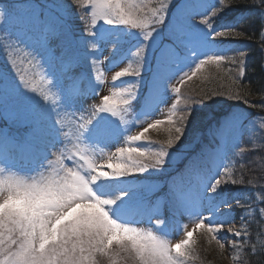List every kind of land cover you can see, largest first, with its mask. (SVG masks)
Segmentation results:
<instances>
[{
  "label": "snow or ice",
  "instance_id": "6c2138e0",
  "mask_svg": "<svg viewBox=\"0 0 264 264\" xmlns=\"http://www.w3.org/2000/svg\"><path fill=\"white\" fill-rule=\"evenodd\" d=\"M83 0H67L71 6L80 4ZM93 3L96 0H92ZM161 2L155 8L154 20L156 24H163L168 19L166 14L173 5ZM196 0L186 5L170 25V37L168 43H161L159 47V64L162 69L167 68L178 57L181 47L191 50L194 43L190 39L186 17L194 13ZM236 0H219L214 8L215 18L225 9L235 6ZM0 32L6 33L0 37V48L7 52L8 72H0V118L10 121L12 124L28 125L30 127L27 150L40 168H44V161H49L45 171L37 172L36 176H20L16 174L5 175L7 169L13 166L11 155L14 138L5 130L0 129V264H184L188 254L185 249L188 240L171 244L165 234L170 228L171 221L162 209L153 208L146 202L142 188L136 185H127L123 191L115 195H105L96 186L102 181H110L117 177H125L126 173L136 171L146 173L151 169L162 170L170 161L175 162L179 155L176 145L182 143V134L185 131V121L192 115L184 112L173 120L171 116L167 121L159 119L148 123L147 127L137 135L131 136V140L140 141L150 129L156 128L162 123L168 125L169 140L166 148L156 156L154 163L144 164L136 157H145L146 153L139 147H121L117 153L109 159L117 158L119 162L108 163L107 167L113 172L101 171L97 173L96 167L88 165V175H81L71 168L63 167V152H54L55 160L48 155V150L55 149L58 143H63L68 138L60 119H53L54 110L42 108L40 110L31 107L20 106L14 102L17 93L21 91V85L29 92H35L30 87V81L26 78L27 71L24 59L32 64L36 57L43 58L53 68V74L58 81L60 95L66 100L72 101L85 95L86 89L81 83V78L73 74V67L78 64V57L72 51L68 32L62 18V0H50L41 3V0H0ZM144 5L122 4L121 0H105L101 5L99 16L107 25H131L133 29L142 28L138 16ZM252 7L264 18V0H253ZM135 13V14H134ZM115 17V19H113ZM201 23L209 26L211 21L202 20ZM241 25V24H240ZM239 25V26H240ZM239 26H229L233 29ZM95 20L91 27L86 26L87 36H93ZM156 32L149 31L143 34L144 41H150ZM217 37L237 35L239 32L217 31ZM264 35V33H262ZM20 45L30 48L31 51H23ZM23 52V57L19 54ZM144 54L137 61H143ZM244 52H240V57ZM217 60L222 57L217 56ZM213 61V56H208V61L200 60L196 64L198 71L201 65ZM234 62V61H233ZM39 63V61H36ZM237 74L243 76L246 71L243 59L239 60ZM22 67L24 70H22ZM196 71L185 73V77L191 80ZM140 76V69L133 71L125 69L116 71L113 81L123 77ZM17 77L19 83H17ZM185 83L184 77L179 81ZM134 85V84H133ZM174 92L180 93V88H174ZM25 93V92H24ZM219 93H205L210 99L212 95ZM136 97L122 100L123 105L129 106ZM236 99L242 96L234 97ZM120 101L113 97L104 96L100 101V107L91 105L77 117L71 112L72 123L77 135V143L85 133L91 131L96 142L105 140L110 129L99 122L101 114H111L117 117L122 111L119 108ZM245 103L248 101L245 99ZM253 105L249 104V107ZM175 107V105L173 106ZM87 112L88 115H84ZM58 115V113H56ZM243 125V119L232 116L226 127L229 134L237 133ZM264 136V133H261ZM171 150V151H169ZM244 148L240 149L243 153ZM77 153H73L76 155ZM81 159L87 162L85 153L79 152ZM127 157V158H125ZM53 165H59L54 168ZM48 169H51L49 171ZM95 173V174H94ZM240 180H231L232 184L243 183ZM221 179L215 183L201 180L197 185L181 182L173 190L172 200L165 201V207L175 215L176 213L196 216L193 221L195 228L218 223L222 228L229 223V212H220V208L229 205L227 199H216V194L221 189ZM209 188L211 193L209 194ZM264 196V191L261 192ZM264 205V200L260 201ZM212 213V220H200L205 213ZM134 214L147 215L150 220H155L153 231H144L136 227H129L133 222ZM260 215H264V206L260 207ZM195 230V229H193ZM213 234V239L219 241V229L208 227ZM228 232L235 237L247 235V230L241 228L236 231L228 227ZM129 233L135 235V239L129 237ZM192 232H186V237H191ZM240 247H247V240H242ZM221 249L225 247L220 243ZM237 247V245H234ZM255 250V246H253ZM264 251V246H261Z\"/></svg>",
  "mask_w": 264,
  "mask_h": 264
},
{
  "label": "rangeland",
  "instance_id": "374dc122",
  "mask_svg": "<svg viewBox=\"0 0 264 264\" xmlns=\"http://www.w3.org/2000/svg\"><path fill=\"white\" fill-rule=\"evenodd\" d=\"M188 1L189 3L192 2L190 0H174L173 5L169 7L168 13L166 14L168 19L164 27L162 24L155 23V8L153 10L145 8L147 12H140L138 16V20L143 25L142 28L133 29L131 25L115 24L120 25L119 28L130 26L128 29L116 31L111 30V27L114 25L104 24L103 19L99 16L101 5L104 4L105 0H96L95 3H93L92 0H83L82 3L75 4L78 8L81 7V12H83V8L87 5V20L89 27L93 25V20H95L93 36L90 38L89 59L91 60L90 62H84V65L91 71V75H87L79 62L73 67V74L81 78L80 82L83 83L86 89L85 95L75 100L69 101L60 95L58 81H56V77L53 74V68L43 58L36 57V60H34L32 64L27 63V59H30V57L24 59V66H26L27 71L26 78L28 79L30 75L36 77V81L29 85L30 87H34L36 91L29 92L21 85V91L17 93L14 102L20 106L35 107L36 110L42 108L54 110L53 119H60L65 131L68 133V138L64 139L63 143H58L55 149L50 148L48 150V155L52 160H55L54 152H63L67 149L62 157L63 167L65 169L71 168L81 175L87 176L88 165L92 164L96 167L97 173L105 171L111 174L113 169L108 168L107 164L117 163V158L109 159V157H113L114 154L117 153L118 148L133 147L134 143H137V141L131 140V136L142 132L143 128L147 127L148 123L154 122L156 119L167 121L169 116L173 119V106L177 103L179 98L173 89L180 88L182 84H180L179 81L182 77H184L185 83H194V81L200 77L199 73L204 68L203 66L211 61L201 65L198 71L196 70V64H198L200 60L208 61V56H213V58H215V53L210 55L206 52V49L201 47V36L204 34L203 25L201 23H193L188 19L186 20V24L194 47L191 50L185 49L187 55L180 51L183 53L184 57L183 65L177 63L176 59L172 62L173 67L171 69L168 67L162 69L159 64V47L161 43H166L162 39V32L165 31L168 43L170 25L183 10ZM44 2H50V0H44ZM62 2L67 3V0H62ZM121 3L137 5V0H121ZM163 3H170V0H164ZM159 5L160 3L156 4L155 7L158 8ZM63 13H68L64 6L62 15ZM113 19H115V17H113ZM149 31L156 33L151 40L147 42L143 40V34ZM69 40L71 42L70 38ZM20 48H22L23 51H31L30 48H25L24 45H20ZM124 49H126L127 52L130 51L133 53L132 55L134 57L144 53L146 50V61L152 63L149 74L145 77L144 82L140 86L143 91L142 97L136 105L132 103L135 99L132 100L129 106H125L119 98H114L121 102L119 105L124 106L123 113H125L127 117L123 118L121 126L117 129H124L125 134H123V132L115 133L110 130L109 136L105 140L97 143L91 131H89L85 133L83 139L81 138V142L77 143V135L75 134V127L72 123L70 113L74 112L75 115L79 117L81 112L90 105L98 108L104 96L107 95L112 97L117 91L124 88H120V85L116 84L119 80L125 81L124 77L113 81V76L116 71H123L125 69L130 70L133 68L131 64L132 58L129 57L127 60L125 59L128 54L119 55ZM19 55L23 57V52ZM36 61H39V63H36ZM22 70H24L23 67ZM193 71H196V75L193 76L191 80H188L185 77V73L191 74ZM6 72H8V70H6ZM9 74L10 72H8V75ZM203 78L204 77H202V79ZM17 83H19L18 77ZM192 87L194 88V84ZM38 105H41V107L38 108ZM56 113H58V115H56ZM84 115H88V113L85 112ZM108 117H110L111 120L116 118L112 117L111 114H101L99 118L107 119ZM228 122L229 120L227 123ZM227 123L221 126L220 131L217 132L218 134L216 133L219 139V145L216 146L215 153L212 155V159L214 160L213 164H210L205 171L197 177H194L188 184L195 186L201 180L215 183L216 179L221 178L223 183L225 177L229 179V175L233 174V168H235L236 163L233 157L234 154L230 152L229 144L237 139V135L232 136L233 133L229 134L223 128L226 127ZM5 124L7 125L5 131L20 136L13 137L14 146H11L13 148L11 155V163L13 166L6 170L5 175L16 174L20 176H36L37 172L33 169H38L42 172L45 171L48 168L49 161L45 160L43 162L44 168H40L35 162L32 163L33 167L30 168L29 164L31 163L27 162V156L33 159L30 152L27 150L30 127L28 125L12 124L10 121L9 124ZM167 127L168 125L166 123H162L156 128L150 129L145 133L144 137H142L145 142L139 141V148L145 151V147L148 145L151 138H159L161 140H165L166 138L169 140L170 136ZM20 129H22V132L26 131L25 134L20 132ZM18 141H21V143L17 144ZM79 152L85 153L87 162L80 158ZM73 153L77 154L73 155ZM53 167L58 168L59 165H53ZM48 170L51 171V169ZM133 181L136 182L134 178L123 180L113 179L110 181H102L96 187L105 195L113 196L118 191H123L125 186L133 185ZM220 187L221 189L216 194V199H227L229 200V205L221 207L219 211L230 213L229 216L223 218L219 216V213L217 214L216 220L227 219L229 221V223L225 224L222 228L216 222L212 225H205L202 228H195L193 221L197 220L196 216H188L187 214L181 213L173 215V213L171 211L169 212L161 202L158 203L157 206L150 205L153 208L162 209L169 217L171 225L165 234V238L171 244L179 243L185 239L188 240L185 249H182V251H186L188 254L184 264H187V262H189L188 264H198L199 260L206 258L213 259L218 264H240V259L243 257L246 248H249L251 255L262 256L264 259V251L260 250L261 246H264V215L259 214L261 207L260 197L252 189L245 190V194L241 191H235L230 195L226 191L227 188H224L223 185H220ZM238 187L242 186L238 185L230 189L235 190V188ZM143 192H145V190H143ZM168 193L171 194V196L173 195L171 189ZM210 193L211 190L209 188V194ZM171 200L172 197H168L167 201ZM146 201L154 202V199L150 195ZM199 219L212 220L213 216L212 213L205 212ZM132 220L133 222L128 225L129 227H136L144 231H153L155 229L156 221L150 220L147 215L134 214ZM208 227L219 229V241L213 239V234L208 231ZM228 227H232L236 231L244 228L247 230V235L240 238L235 237L232 233L227 231ZM186 232H192L193 234L189 238L186 237ZM242 240H247V247L239 246ZM220 243H224L225 247L223 249H221ZM234 245H237V247H234ZM253 246H255V250H253ZM193 255L194 258H192Z\"/></svg>",
  "mask_w": 264,
  "mask_h": 264
},
{
  "label": "trees",
  "instance_id": "16d2710c",
  "mask_svg": "<svg viewBox=\"0 0 264 264\" xmlns=\"http://www.w3.org/2000/svg\"><path fill=\"white\" fill-rule=\"evenodd\" d=\"M163 1L137 0V6L144 5L141 12L146 13L145 8L153 10V5ZM41 3H45L44 0H41ZM218 3L219 0H196L194 13L186 17V20L190 19L191 22L197 24H200L202 20L211 21L209 26L201 23L204 28V34L201 36V47L206 49L210 55L215 53V58L203 66V69L201 68L200 77L194 83H184L180 86L181 91L177 94L179 98L173 108V120H176L184 112L192 113V115L189 116L188 121H185L182 143L177 144V149L174 150L179 152L175 162L170 161L160 171L150 168V171L146 173L132 171L126 173L125 177H117L134 178L136 182L133 181V185L142 188V191L145 190L143 192L144 199L146 200L150 195L154 199V202L146 201L150 205L157 206L160 202L164 205L165 201L168 200V192L171 186L176 187L212 164V155L215 153L216 146L219 145L217 132L232 116L241 117L243 125L239 132L232 135H237V139L229 144L230 152L234 154L236 166L233 168V174L229 175V179L225 177L221 185L227 188L226 191L230 195L235 191H241L245 194V190L252 189L261 200H264V196L261 195V192L264 191V136L261 135L264 133V35H262L264 33V18H261L260 13L252 7L253 0H236L235 6L225 9L214 18L213 12L216 11L214 8ZM63 4H65L64 8L68 13H65L66 15L63 13L62 18L71 39L73 52L81 58L83 64L90 62L91 37L87 36L86 30V26L89 27L88 7L85 5L83 12H81V7L78 8L75 4L72 6L66 2ZM188 4L189 1L186 5ZM2 6L0 4V7ZM164 24H162L163 27ZM119 26L114 25L111 29L116 31L130 27L119 28ZM229 26L239 27L226 29ZM217 31L239 32L240 35L217 37L215 34ZM5 35L6 33L0 32V37ZM162 39L167 43L165 31L162 32ZM180 51L187 55L185 48L181 47ZM241 51L244 52L242 58L240 57ZM181 52L176 61L183 65L184 57ZM126 54H128L127 58H132L133 68L129 71L139 67L140 76L124 77L125 81H117L119 83L116 84L120 85V88H124L117 91L112 97L122 101L124 98L130 97L131 94H136L135 100L132 102L136 105L142 97L143 91L140 86L149 74L152 63L146 61V55L143 61L137 63L144 53L134 57L133 53L124 49L119 55ZM217 56L222 57V59L217 60ZM240 59H243L246 66L243 76L237 74ZM8 67L10 68V65H7V52L0 48V72H6ZM172 67V64L168 66L170 69ZM202 77L204 78L202 79ZM28 80L30 84L34 83L36 77L30 75ZM193 84L194 88L192 87ZM205 93L219 94H214L208 99L205 97ZM238 95L243 98H234ZM245 99L248 103H245ZM249 104L253 106L249 107ZM118 106L122 111L115 119L111 120L108 117L107 119H100V122L107 123L113 128L121 126V121L127 116L123 113L124 106ZM5 123L9 124V121L1 118L0 129H7ZM25 132L22 133L25 134ZM141 141L145 142L144 138ZM167 142L168 139L166 138L165 140L151 138L145 147L146 156L136 157L134 155V158L144 164H152L157 154L166 148ZM135 143L133 147H140L139 141ZM241 148L245 149L243 153L240 152ZM116 160L119 162L118 159ZM233 179L244 182L232 184L231 180ZM238 185L242 187L235 188V190L230 189ZM105 264H107L106 261ZM198 264L218 263L213 259L206 258L199 260ZM240 264H264V259L262 256L251 255L249 248H246L243 257L240 259Z\"/></svg>",
  "mask_w": 264,
  "mask_h": 264
},
{
  "label": "clouds",
  "instance_id": "9594fccd",
  "mask_svg": "<svg viewBox=\"0 0 264 264\" xmlns=\"http://www.w3.org/2000/svg\"><path fill=\"white\" fill-rule=\"evenodd\" d=\"M0 199H2V197H0ZM129 237H130L131 239H135V238H136L135 235L132 234V233H129Z\"/></svg>",
  "mask_w": 264,
  "mask_h": 264
}]
</instances>
